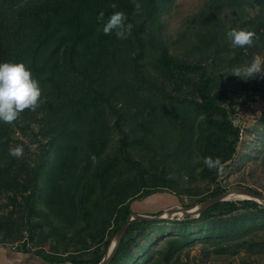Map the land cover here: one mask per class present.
<instances>
[{"label":"trees","instance_id":"trees-1","mask_svg":"<svg viewBox=\"0 0 264 264\" xmlns=\"http://www.w3.org/2000/svg\"><path fill=\"white\" fill-rule=\"evenodd\" d=\"M14 1L0 0V13ZM255 2L259 12L253 22L248 20L246 29L254 30L259 39L245 48L248 53L262 50L264 55V0ZM160 3L168 0H31L17 13L5 44L6 62H23L39 81L42 96L36 111L24 110L13 123L29 125L47 114L51 135L42 164L30 169L25 166L22 171L19 158L9 152L13 126L0 122V195L7 196L9 205L18 206L16 217L12 210L0 216V246L5 247L8 236L17 237L11 234L17 222L28 223L31 236L35 229L48 234L45 224L57 236L73 228L72 256L22 246H14V250L30 252L49 263L97 264L115 231L133 212L134 200L150 192L169 193L178 200L182 195L194 197L183 179L189 166H177L173 156L196 149L201 158L200 175L213 181L218 169L207 168L204 158L218 157L220 166L232 160L240 136L223 104L225 91L216 84L217 61L223 59L221 47L212 48L211 41L204 38L198 47L199 59L190 61L172 55L162 41L155 44L151 25L159 26ZM115 11L124 12L133 25L127 39L101 30L98 15L103 12L106 20ZM207 35L215 37L216 32ZM239 52L228 58L223 68L226 73L242 61L244 50L239 48ZM142 56L150 59V66L139 64ZM127 71L138 83L125 81ZM246 79L244 89L262 90L259 80ZM159 87L167 93L157 98ZM142 91H146L144 102ZM229 100L231 105L236 102ZM138 104L140 108L132 111ZM171 126L179 135L173 146ZM260 151L264 160V144ZM165 152L164 160L157 157ZM225 189L217 185L195 202ZM251 209L264 213V206L251 199L221 201L198 218L181 223L230 219L232 226L225 231L211 227L214 237L222 241L238 235V213ZM153 222L157 221L132 222L108 264L135 262L130 250L136 235ZM100 244L102 249L97 248ZM161 244L155 257L152 252L147 255L146 264L177 263L171 258L183 249L182 238H163Z\"/></svg>","mask_w":264,"mask_h":264},{"label":"rangeland","instance_id":"rangeland-1","mask_svg":"<svg viewBox=\"0 0 264 264\" xmlns=\"http://www.w3.org/2000/svg\"><path fill=\"white\" fill-rule=\"evenodd\" d=\"M29 1L31 0H15L0 13V63L6 62L8 59L9 53L5 44L17 13L23 7H28ZM161 5H163V9L160 17H157L159 26L151 25L152 31L154 30L152 37L155 44L158 45L162 41L172 55L190 61L199 59L198 47L203 44L202 39L204 38L211 41L212 48L221 47L220 55L223 59L217 61L216 84L225 91L223 104L227 107L229 119L238 128H243V132L236 143V151L232 160L227 165L219 166L215 181L200 175L201 158L196 149L181 157H172L177 166L180 167L183 163L189 166L183 173V179L184 176L188 177L187 180H184L194 191V197L182 195L181 203L169 193L150 192L147 197L134 200L131 203L132 211L155 214L171 206L192 205L195 203V198L206 194L217 185L224 188L232 185H245L264 195V160L261 159L262 152L260 151V147L264 144V76L257 75L253 78V81H255L254 79L260 81L262 89L259 92H253L242 87L246 78L231 74L232 69L242 68L257 55L264 58L262 50L254 51L253 49L251 53H248L247 48L244 47L242 49L245 56L243 55L242 61L233 65L228 73L223 69L228 58L237 53L240 55L239 47L231 46L227 32L233 28L246 29V26L250 27L248 20L253 22L256 19L255 15L259 12V4L255 0H168V3ZM262 13L264 14V12ZM215 32V37L207 35ZM139 64H144V68L148 67L150 59L142 56L139 58ZM123 77L125 81L138 83L130 71H127ZM142 92L144 102L146 91ZM163 93H167V89L161 88L155 93V96L160 98ZM229 99L236 102L231 105ZM139 108V104L133 105L131 110L135 111ZM49 119L50 116L44 114L42 118L29 125L21 122L19 125L11 123L14 129L13 140L10 142L11 147L17 145L23 147V156L19 158L22 163L20 165L22 171H25V166L30 169L42 164L43 151L50 143L51 121ZM177 137H179L177 130L171 126L169 131L171 145ZM167 154L168 152L160 153L157 157L164 160ZM184 160H189V163ZM194 160H199V163L194 164ZM183 203L185 205H182ZM10 210H12L13 217L18 215V206L9 205L7 196L0 195V216ZM245 212L248 213L244 216ZM238 216L241 217L240 221L235 224L239 228L238 235L233 233L234 237H227L222 241L214 237L215 229L211 227L215 226L218 230L225 231L232 226L230 219L224 222L197 221L190 223H181L183 220H161L147 224L144 231L136 235L130 250L136 261L133 263L122 261L120 264H146L147 255L152 252L155 257L157 251L162 248L161 240L173 236H180L184 245L178 255H172L171 260L177 261L175 264H264V213L257 209H251L239 212ZM0 221H2L1 217ZM12 227L13 233L11 234L17 237L14 238L10 235L3 244L5 252L13 255L15 260L19 261L17 264L58 263L45 262L30 252L13 250L14 246L51 251L63 257L73 255V241H71L73 228H66L64 233H58L57 236V231H50L48 225L45 224L44 229L49 232L48 234L35 229L31 236L30 227L26 222H17ZM94 247L96 246L91 249ZM97 248L102 249V245H97ZM61 264L68 263L65 261Z\"/></svg>","mask_w":264,"mask_h":264},{"label":"clouds","instance_id":"clouds-1","mask_svg":"<svg viewBox=\"0 0 264 264\" xmlns=\"http://www.w3.org/2000/svg\"><path fill=\"white\" fill-rule=\"evenodd\" d=\"M116 8L115 4L111 5ZM137 7H139L137 5ZM97 19L102 24V32L111 35L115 32L117 39H127L131 36L133 25L127 22V15L122 11H115L108 18L104 19L101 12ZM228 40L232 47H252L259 36L254 30L245 28H233L227 32ZM231 74L240 78H255L257 75L264 76V58L257 55L245 66L232 69ZM249 80V79H245ZM42 89L37 79L23 62H2L0 63V122L11 124L15 122L24 110L36 111L40 106ZM10 155L16 158L23 156V147L15 146L10 148ZM95 161V156L92 157ZM193 163H199L194 160ZM203 163L210 170L218 169L220 159L207 156ZM187 180L188 177L184 176Z\"/></svg>","mask_w":264,"mask_h":264},{"label":"water","instance_id":"water-1","mask_svg":"<svg viewBox=\"0 0 264 264\" xmlns=\"http://www.w3.org/2000/svg\"><path fill=\"white\" fill-rule=\"evenodd\" d=\"M234 199H251L264 206L263 194L257 193L245 185H232L221 193L215 196L207 197L204 200L195 202L192 205L171 206L165 208L158 214L130 212L125 222L113 234L107 249L97 264H108L110 262L120 240L122 239L130 224L134 221L185 220L198 218L210 206L221 201H229ZM178 213H180V216H176Z\"/></svg>","mask_w":264,"mask_h":264},{"label":"crops","instance_id":"crops-1","mask_svg":"<svg viewBox=\"0 0 264 264\" xmlns=\"http://www.w3.org/2000/svg\"><path fill=\"white\" fill-rule=\"evenodd\" d=\"M5 250L6 249L4 247L0 246V264H17L19 261H16L15 257L11 254H8V252H5Z\"/></svg>","mask_w":264,"mask_h":264},{"label":"built area","instance_id":"built-area-1","mask_svg":"<svg viewBox=\"0 0 264 264\" xmlns=\"http://www.w3.org/2000/svg\"><path fill=\"white\" fill-rule=\"evenodd\" d=\"M242 132H243V128H239V136L241 137L242 135Z\"/></svg>","mask_w":264,"mask_h":264},{"label":"bare ground","instance_id":"bare-ground-1","mask_svg":"<svg viewBox=\"0 0 264 264\" xmlns=\"http://www.w3.org/2000/svg\"><path fill=\"white\" fill-rule=\"evenodd\" d=\"M176 216H180V213H178Z\"/></svg>","mask_w":264,"mask_h":264}]
</instances>
